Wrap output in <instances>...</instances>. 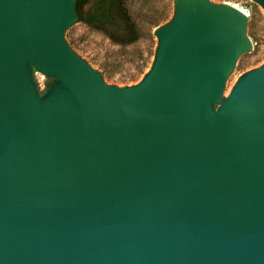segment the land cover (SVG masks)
I'll return each instance as SVG.
<instances>
[{"label": "water", "instance_id": "1", "mask_svg": "<svg viewBox=\"0 0 264 264\" xmlns=\"http://www.w3.org/2000/svg\"><path fill=\"white\" fill-rule=\"evenodd\" d=\"M76 2L0 0V264H264V62L224 95L248 15L173 0L118 86L67 43Z\"/></svg>", "mask_w": 264, "mask_h": 264}, {"label": "rangeland", "instance_id": "2", "mask_svg": "<svg viewBox=\"0 0 264 264\" xmlns=\"http://www.w3.org/2000/svg\"><path fill=\"white\" fill-rule=\"evenodd\" d=\"M92 1L83 6V11H89ZM212 1L234 4L244 10L250 20L247 35L252 42V49L237 59L226 81L224 95H227L239 74L264 62V11L253 0ZM125 6L139 33V38L130 44L116 43L102 31L79 20L64 34L67 43L93 68L99 70L107 83L118 86L134 84L148 71L157 44L153 30L168 21L173 13V0H125ZM34 79L41 91L44 75L34 73Z\"/></svg>", "mask_w": 264, "mask_h": 264}, {"label": "trees", "instance_id": "3", "mask_svg": "<svg viewBox=\"0 0 264 264\" xmlns=\"http://www.w3.org/2000/svg\"><path fill=\"white\" fill-rule=\"evenodd\" d=\"M89 1L77 0L79 21L102 31L119 44H130L139 38L136 25L125 6V0H93L92 7L85 12L83 6ZM91 9L93 11H90Z\"/></svg>", "mask_w": 264, "mask_h": 264}, {"label": "bare ground", "instance_id": "4", "mask_svg": "<svg viewBox=\"0 0 264 264\" xmlns=\"http://www.w3.org/2000/svg\"><path fill=\"white\" fill-rule=\"evenodd\" d=\"M234 5V4H233ZM235 6V5H234ZM237 7V6H236ZM240 9V8H239ZM242 10V9H241ZM242 11H244V10H242ZM245 12V11H244Z\"/></svg>", "mask_w": 264, "mask_h": 264}]
</instances>
